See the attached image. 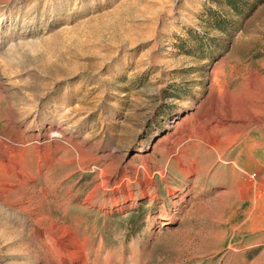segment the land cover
Segmentation results:
<instances>
[{"label":"rangeland","instance_id":"1","mask_svg":"<svg viewBox=\"0 0 264 264\" xmlns=\"http://www.w3.org/2000/svg\"><path fill=\"white\" fill-rule=\"evenodd\" d=\"M0 264H264V0H0Z\"/></svg>","mask_w":264,"mask_h":264},{"label":"crops","instance_id":"2","mask_svg":"<svg viewBox=\"0 0 264 264\" xmlns=\"http://www.w3.org/2000/svg\"><path fill=\"white\" fill-rule=\"evenodd\" d=\"M216 151H217V153H220L218 149H216ZM230 155H231V153H228V155H226L227 156L226 158H224V156H222V155H220L221 157L220 156L219 157H220V160L223 161L224 163H230L231 160L228 159V157H231ZM233 163H235L236 166H238V164L236 163L235 159L233 160Z\"/></svg>","mask_w":264,"mask_h":264},{"label":"bare ground","instance_id":"3","mask_svg":"<svg viewBox=\"0 0 264 264\" xmlns=\"http://www.w3.org/2000/svg\"><path fill=\"white\" fill-rule=\"evenodd\" d=\"M218 120H219V119H218ZM225 120H226V119H225ZM227 120H228V119H227ZM227 120H226V121H227ZM220 121H221V120H220ZM233 129H234V128H233ZM236 130H237V129H236ZM235 135H236V134H235ZM220 157H221V156H220Z\"/></svg>","mask_w":264,"mask_h":264}]
</instances>
